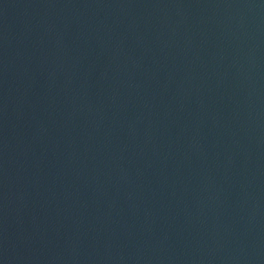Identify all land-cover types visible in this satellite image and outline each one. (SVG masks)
Returning <instances> with one entry per match:
<instances>
[{
  "label": "water",
  "instance_id": "95a60500",
  "mask_svg": "<svg viewBox=\"0 0 264 264\" xmlns=\"http://www.w3.org/2000/svg\"><path fill=\"white\" fill-rule=\"evenodd\" d=\"M0 264H264V0H0Z\"/></svg>",
  "mask_w": 264,
  "mask_h": 264
}]
</instances>
